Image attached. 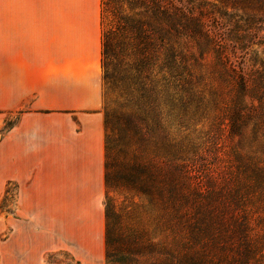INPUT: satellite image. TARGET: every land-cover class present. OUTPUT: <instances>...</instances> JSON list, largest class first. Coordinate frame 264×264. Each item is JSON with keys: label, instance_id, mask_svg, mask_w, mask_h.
I'll list each match as a JSON object with an SVG mask.
<instances>
[{"label": "trees", "instance_id": "obj_1", "mask_svg": "<svg viewBox=\"0 0 264 264\" xmlns=\"http://www.w3.org/2000/svg\"><path fill=\"white\" fill-rule=\"evenodd\" d=\"M100 16L106 263L264 264V0Z\"/></svg>", "mask_w": 264, "mask_h": 264}, {"label": "crops", "instance_id": "obj_2", "mask_svg": "<svg viewBox=\"0 0 264 264\" xmlns=\"http://www.w3.org/2000/svg\"><path fill=\"white\" fill-rule=\"evenodd\" d=\"M101 0H0V264L106 263Z\"/></svg>", "mask_w": 264, "mask_h": 264}, {"label": "rangeland", "instance_id": "obj_3", "mask_svg": "<svg viewBox=\"0 0 264 264\" xmlns=\"http://www.w3.org/2000/svg\"><path fill=\"white\" fill-rule=\"evenodd\" d=\"M264 34V31H263ZM258 57L264 61V42L256 46ZM2 110H0V140L4 132L16 122V117L3 121ZM18 184L15 181L0 180V210L2 212H14L17 204ZM105 202V198L103 203ZM119 202V201H118ZM50 261L58 264H78L68 253L60 252L49 255Z\"/></svg>", "mask_w": 264, "mask_h": 264}]
</instances>
